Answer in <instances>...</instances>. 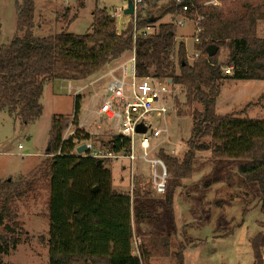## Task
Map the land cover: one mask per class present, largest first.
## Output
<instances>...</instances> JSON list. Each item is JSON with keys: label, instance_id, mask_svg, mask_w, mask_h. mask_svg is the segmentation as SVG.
Here are the masks:
<instances>
[{"label": "trees", "instance_id": "16d2710c", "mask_svg": "<svg viewBox=\"0 0 264 264\" xmlns=\"http://www.w3.org/2000/svg\"><path fill=\"white\" fill-rule=\"evenodd\" d=\"M153 1L157 0H143L139 13ZM192 3L197 1H175L157 17L139 16V28L154 25L174 11L182 12L185 4ZM16 10L17 35L9 43L0 44V113L7 112L22 125L35 122L43 114L42 98L47 82L86 79L123 54L135 51L138 77L172 80L182 87L187 105L199 104L203 108L192 112V133L183 160L163 155L170 177L174 178L169 202L181 185L179 180L191 178L197 153L210 151L218 160L240 162L238 173L244 183L257 182L260 186L264 213V118L243 117L244 112L227 115L216 112L225 80L264 81V39L257 37V21L264 20V4L254 5L248 0L239 10L203 12L206 17L199 37L207 41L198 48L204 56L193 63L187 58L183 42L178 45L175 61L173 24L162 23L155 34L140 36L134 43L132 23L119 32L116 18L105 8H98L92 12L93 22L86 34L66 30L37 37L34 0L16 2ZM187 16L195 18L194 10L190 9ZM213 44L219 50L228 49L226 68H232L231 75L224 74L225 66L218 61L219 51L213 57L206 55L207 47ZM81 101L82 97L77 95L74 124H78ZM69 125L64 116L54 118L46 152L53 154L50 162H43L15 182L0 181V257L8 255L19 243L15 234L17 199L32 191L48 172L49 264L148 262L151 250L142 248L139 255L133 254L132 197L114 189L112 171L98 165L99 159L91 156L90 151L77 153L79 144L92 140L93 136L77 129L67 140L63 138ZM106 145L107 152L120 153L130 147V140L114 136ZM262 243L264 235L253 241L256 261L261 258ZM164 245L156 242L151 247L157 250ZM0 264H4L1 259ZM179 264H184L182 257Z\"/></svg>", "mask_w": 264, "mask_h": 264}, {"label": "rangeland", "instance_id": "374dc122", "mask_svg": "<svg viewBox=\"0 0 264 264\" xmlns=\"http://www.w3.org/2000/svg\"><path fill=\"white\" fill-rule=\"evenodd\" d=\"M23 0H0V44L9 43L17 35L16 2ZM184 1V0H183ZM190 1V0H187ZM190 4L195 18H190L184 26H176L175 57L180 43L185 44L188 60L195 48L194 20L203 12L220 10L223 13L239 10L248 0H196ZM34 33L37 37H47L68 30L69 33L83 35L90 31L93 22L92 12L101 7L108 11H117L122 0H34ZM175 0H157L147 3L138 17H157L170 7ZM177 2V1H176ZM254 5L264 4L263 0H251ZM83 7V8H81ZM109 13V12H108ZM122 14V13H121ZM176 14L174 11L154 24L153 32L158 31L162 23L171 24ZM116 18L117 30L123 31L133 21L132 16L121 15ZM125 16V17H124ZM206 17V16H205ZM125 18V19H124ZM181 19L180 16L177 17ZM128 20V22H127ZM125 23V24H124ZM140 23V18L139 22ZM257 37L264 39V20L257 21ZM129 58L134 51L127 52ZM218 61L223 64L224 74L229 51L220 48ZM177 62V57L175 58ZM192 63L191 60H189ZM177 66V73L179 68ZM131 67V65H130ZM94 78V77H93ZM92 78V79H93ZM91 80L73 84L68 89L67 81H49L45 84L42 98L43 114L40 119L30 124L15 122L7 112L0 113V181H17L28 176L32 170L46 161L50 162L53 154H47L50 131L55 117L64 116L70 121L63 138L67 140L77 129L93 136L87 141L97 153H107L106 145L115 136L112 126L96 113L99 106L98 89L90 85ZM166 81V80H162ZM225 80L217 100L216 112L226 115L230 111L244 112L243 116L264 118V81ZM90 85L81 96L85 106L90 107L92 117H82L87 112H80L78 124L72 123L77 86ZM175 110L166 118L154 122V125L166 128L169 142L158 149L157 155H163L182 161L188 149L192 133V112L202 110V106L187 105L186 95L181 86L170 87ZM234 105L233 110H226ZM82 108V101H81ZM82 124V125H81ZM155 142V140H154ZM84 144V143H82ZM86 144V143H85ZM22 146V149H19ZM85 154V153H84ZM137 154L142 155L138 145ZM102 160V159H101ZM103 165L112 171L113 182L121 193L131 194L128 184V161L107 159ZM164 160V159H163ZM239 161L218 160L210 151L198 152L190 179L179 180L173 201L168 194L174 181L169 177L167 193L157 194L148 184L152 167L142 158L137 161L139 184L132 197V226L134 232L133 254L139 255L142 248L150 251L149 261L143 264H179L181 257L184 264H264V244L260 249L261 258L256 261L253 241L264 235V213L261 205V191L257 182L244 183L239 176ZM127 165V166H126ZM158 168V172H160ZM48 172L39 179L32 191L18 198L15 210L18 213L15 234L18 245L8 255L0 257L4 264H49L48 238L50 221L48 201L50 196ZM124 184L118 187L117 184ZM126 183V184H125ZM142 184V185H141ZM173 189V188H172ZM156 242L163 248L154 250ZM149 247H151L149 249ZM166 248V249H165ZM144 249V250H146Z\"/></svg>", "mask_w": 264, "mask_h": 264}, {"label": "built area", "instance_id": "2783aa9c", "mask_svg": "<svg viewBox=\"0 0 264 264\" xmlns=\"http://www.w3.org/2000/svg\"><path fill=\"white\" fill-rule=\"evenodd\" d=\"M132 1L134 4V14L132 15L133 21L131 23L133 25V40L136 43L138 37H147L155 33L153 32V25H148L143 29L139 28L138 13L144 2L143 0ZM175 1L181 3L183 0ZM127 4L124 8L112 11L109 14L114 18H118L122 14L124 15ZM189 10V5L185 4L182 7V14H176L171 24L174 27L186 25V22L190 21V18L187 16ZM178 16L181 19H178ZM204 20L205 16L199 15L193 21L195 25V46L202 43L199 35L202 32ZM202 56H204L203 51L195 48V52L189 60L193 63ZM135 64L136 56L134 51V56L127 63L113 68L103 76L107 78V84L102 95L99 97V106L96 111L99 117L106 120L112 126L115 136H122L130 140V147L120 153L109 151L105 154L94 152L93 146L88 142H86V145L88 151L91 152V156L96 159H123L128 161L126 169L128 171V184L132 194L131 197H133V192L137 186L138 175H141L138 174L137 167V161L140 158L152 167L147 183L152 186L157 194L164 195L167 193L170 174L166 163L157 155V151L165 143L169 142L170 137L166 128L156 127L154 122L166 119L175 110L170 90V87L174 83L172 80L162 81L158 78L138 77ZM225 70L228 74L232 73L231 67H227ZM68 89L70 91L71 87L68 86ZM77 95L79 94L76 93ZM139 126L145 128L146 132L142 134L138 133L137 129ZM81 145L79 144V146ZM138 145L142 151L141 156L137 154ZM19 149H22V146H19ZM158 168L161 169L160 172H158ZM262 258L264 260V255Z\"/></svg>", "mask_w": 264, "mask_h": 264}, {"label": "crops", "instance_id": "0c3cea01", "mask_svg": "<svg viewBox=\"0 0 264 264\" xmlns=\"http://www.w3.org/2000/svg\"><path fill=\"white\" fill-rule=\"evenodd\" d=\"M122 2H123V5L120 7V8H117V7H113L114 8V10H118V9H122V8H124L125 7V5H126V3H128V0H122ZM81 8H83V7H81ZM101 8V7H100ZM107 9V8H106ZM108 10V9H107ZM109 13L110 12H112V11H108ZM125 17V16H124ZM119 18H123V16H120ZM125 19V18H124ZM127 22H128V20H127ZM125 24V23H124ZM122 30H125V29H122ZM120 32H122V31H120ZM130 53H125V54H123L119 59H116V60H114V61H112V62H110V63H108L107 65H105L99 72H97V73H95V74H93V75H91L90 77H88V78H86V79H83V80H72V81H67L68 82V86H72L73 87V84H79V83H81V82H86V81H88V80H91L93 77V79H92V81H91V83H90V85H92L93 86V88L96 90V89H98V86H99V84L100 83H103L104 85V88H103V90H101V92L99 93V94H95V96L97 97V98H99L101 95H102V93H103V91H104V89H105V87H106V84H107V78H104L103 76L107 73V72H109L110 70H112L113 68H116V67H118V66H120L121 64H124V63H127L129 60H130V58L128 57V55H129ZM55 81H65V80H55ZM233 81V80H232ZM232 81H230V82H232ZM51 82V81H50ZM50 82H47V83H50ZM90 85L88 86V85H83V86H77L76 88V93H78L79 95H81V96H83L84 95V91L86 90V89H88V87H90ZM70 91H72V89L70 90ZM44 93H45V87H44ZM44 93H43V98H44ZM76 93H75V95H74V97H76ZM234 107V105H232V106H229L226 110H233L232 108ZM87 112L88 111V114H85V115H83L82 117H84V118H86V117H92L91 115H92V113H94L95 111H90V107H87L86 108V106H85V98H82V108H81V113L82 112ZM90 112H92V113H90ZM235 112H238V111H230L229 113H227V114H231V113H235ZM82 114H84V113H82ZM226 114V115H227ZM243 117H246V115L245 116H243ZM250 118H253V117H250ZM255 118V117H254ZM82 125V124H81ZM126 184V183H125ZM116 184L113 182V186H114V189L116 190V191H118V192H121L122 190H120L119 188H117V186H115ZM118 185V187H121V186H124V184H117Z\"/></svg>", "mask_w": 264, "mask_h": 264}, {"label": "water", "instance_id": "95a60500", "mask_svg": "<svg viewBox=\"0 0 264 264\" xmlns=\"http://www.w3.org/2000/svg\"><path fill=\"white\" fill-rule=\"evenodd\" d=\"M124 14L127 15V16H132L134 14V4H133V1L132 0H128V4H127V8L124 10ZM219 51V47L215 44L213 45H210L207 47L206 49V53L209 57H213L217 54V52ZM137 132L142 134V133H145L146 130L145 128H143L142 126H139L138 129H137ZM77 153L78 154H84L88 151V147L86 144H82L81 146H79L77 148ZM103 160H99L98 161V165H103ZM96 190V189H95Z\"/></svg>", "mask_w": 264, "mask_h": 264}]
</instances>
